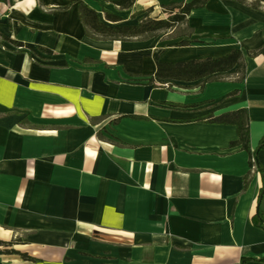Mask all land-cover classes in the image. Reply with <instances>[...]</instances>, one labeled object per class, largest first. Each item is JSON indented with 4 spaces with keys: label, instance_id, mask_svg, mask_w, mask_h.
Returning <instances> with one entry per match:
<instances>
[{
    "label": "crops",
    "instance_id": "0c3cea01",
    "mask_svg": "<svg viewBox=\"0 0 264 264\" xmlns=\"http://www.w3.org/2000/svg\"><path fill=\"white\" fill-rule=\"evenodd\" d=\"M117 1L0 0V264H264L261 176L244 189L236 127L204 120L245 109L250 149L264 137V7L208 0L191 35L87 36L80 3L137 25L185 0ZM234 49L242 82L154 78Z\"/></svg>",
    "mask_w": 264,
    "mask_h": 264
},
{
    "label": "trees",
    "instance_id": "16d2710c",
    "mask_svg": "<svg viewBox=\"0 0 264 264\" xmlns=\"http://www.w3.org/2000/svg\"><path fill=\"white\" fill-rule=\"evenodd\" d=\"M242 4L250 5L254 9H262L264 0H236ZM208 0H191L182 3L171 4L165 11L168 15L166 18H146L141 19L137 25L119 24L122 19L116 15L105 12L107 21L116 23L110 25L105 23L100 15L85 3L79 4V14L86 30V35L93 39L102 40H119L125 41L130 39H149L162 32H167L173 29H178V26H186L183 32L191 35L192 30L188 27L187 17L194 9L204 8ZM133 0H120L116 5L120 8H130ZM136 13L134 17L140 15ZM190 41H181L182 46L189 44ZM16 46L23 47L24 44L14 42ZM257 52H248V56H255ZM246 54L241 50L234 49L229 54L220 58H205L193 59L180 62H158L157 70L154 78L158 79L161 84L168 85L171 81L193 82L200 81L201 87L208 82L224 81L228 77H235L238 82L245 79L246 74ZM153 78L150 79V82ZM233 92L232 94H236ZM137 118V117H134ZM139 119V118H137ZM146 119V118H143ZM206 120L212 124L234 125L237 130L238 138L231 142L232 148H239L249 155L250 171L244 176V189L250 183L253 172H258L262 179V188L258 200V211L254 216L256 223L264 227V166L258 161V154L264 149V137L261 139L258 147L251 150L249 147V116L245 109H239L231 112H226L218 116L210 115ZM0 246H7L0 243ZM12 253H16L12 251ZM23 258H29L26 255H21ZM264 261V258L258 259ZM242 262H245L244 260ZM243 264V263H242Z\"/></svg>",
    "mask_w": 264,
    "mask_h": 264
},
{
    "label": "built area",
    "instance_id": "2783aa9c",
    "mask_svg": "<svg viewBox=\"0 0 264 264\" xmlns=\"http://www.w3.org/2000/svg\"><path fill=\"white\" fill-rule=\"evenodd\" d=\"M2 11H1V9H0V13H1Z\"/></svg>",
    "mask_w": 264,
    "mask_h": 264
}]
</instances>
